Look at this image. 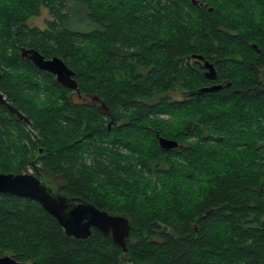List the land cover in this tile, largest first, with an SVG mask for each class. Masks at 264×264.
Wrapping results in <instances>:
<instances>
[{
	"label": "trees",
	"instance_id": "16d2710c",
	"mask_svg": "<svg viewBox=\"0 0 264 264\" xmlns=\"http://www.w3.org/2000/svg\"><path fill=\"white\" fill-rule=\"evenodd\" d=\"M195 1L0 0V93L31 122L0 104V174L32 168L131 225L125 254L98 230L75 240L38 202L0 194V256L264 264V0ZM42 9L46 27L30 26ZM28 49L61 58L92 105ZM214 84L225 87L193 96ZM156 134L180 146L166 152Z\"/></svg>",
	"mask_w": 264,
	"mask_h": 264
},
{
	"label": "water",
	"instance_id": "95a60500",
	"mask_svg": "<svg viewBox=\"0 0 264 264\" xmlns=\"http://www.w3.org/2000/svg\"><path fill=\"white\" fill-rule=\"evenodd\" d=\"M193 3L198 4L195 0H193ZM252 47L260 53L256 45H252ZM22 56L30 60L41 71L54 75L57 82L61 85L71 90L78 89V83L74 79V72L61 58L46 59L44 55L35 49L23 50ZM193 58L203 61L202 56L194 55ZM204 67L207 70L205 73L206 78L215 81L217 73L214 65L206 61ZM1 78L2 73L0 71ZM224 87L223 84L206 86L194 92L193 96L199 99L205 94L220 92ZM0 104L5 106L17 119L31 124L30 120L12 106L1 93ZM156 136L160 148L166 152L177 149L180 146L177 141L160 137L159 134H156ZM0 194L29 198L38 202L49 215L58 221L68 237H72L75 240H88L92 236V229L95 228L104 235H110L113 242L121 247L125 254L128 252L127 240L130 236L131 225L125 216L112 215L92 204L84 202L82 199H73L57 194L51 188V185L42 181L33 173L0 174ZM0 264L24 263L5 255L0 256Z\"/></svg>",
	"mask_w": 264,
	"mask_h": 264
},
{
	"label": "flooded vegetation",
	"instance_id": "af4514ba",
	"mask_svg": "<svg viewBox=\"0 0 264 264\" xmlns=\"http://www.w3.org/2000/svg\"><path fill=\"white\" fill-rule=\"evenodd\" d=\"M71 97H72V99H73V101L74 102H76V103H89L90 102V105H92V102L94 101L92 98H90V97H85V96H83L82 94L80 95V93L77 91V90H73L72 91V95H71ZM99 100H97V103L96 104H98L99 105ZM107 114V119H109V121H110V118H111V116L112 115H110V113H106ZM113 123V121H110L109 122V124H108V126L110 127V125ZM58 180H57V178H52V177H46L45 178V182L47 183V184H49V185H51V188L54 190V192L55 193H57V191H56V189H57V184H56V182H57ZM57 194H61V193H57ZM62 195V194H61ZM73 199H80V198H74V197H72ZM84 201V200H83ZM84 202H86V201H84ZM86 203H88V202H86ZM90 204V203H89ZM99 209V208H98ZM101 210V209H100ZM94 230H97V229H95V228H93L92 229V233H93V231ZM108 236H110V235H108ZM111 237V236H110Z\"/></svg>",
	"mask_w": 264,
	"mask_h": 264
},
{
	"label": "rangeland",
	"instance_id": "374dc122",
	"mask_svg": "<svg viewBox=\"0 0 264 264\" xmlns=\"http://www.w3.org/2000/svg\"><path fill=\"white\" fill-rule=\"evenodd\" d=\"M49 19V13L46 9H42L41 15L39 17H34L28 20V24L32 27H40L45 28L46 27V20ZM83 23V22H82ZM262 78L264 79V68L262 69ZM173 98L178 99L179 96L172 95ZM26 173H33L32 168L28 169ZM50 177V176H49ZM54 179V177H52Z\"/></svg>",
	"mask_w": 264,
	"mask_h": 264
}]
</instances>
